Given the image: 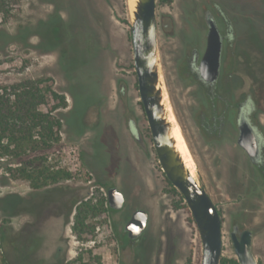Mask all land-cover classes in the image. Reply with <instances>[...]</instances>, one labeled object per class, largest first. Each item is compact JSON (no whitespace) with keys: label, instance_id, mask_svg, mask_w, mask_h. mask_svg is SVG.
Returning <instances> with one entry per match:
<instances>
[{"label":"rangeland","instance_id":"obj_1","mask_svg":"<svg viewBox=\"0 0 264 264\" xmlns=\"http://www.w3.org/2000/svg\"><path fill=\"white\" fill-rule=\"evenodd\" d=\"M77 1L75 12L92 28L77 39L83 67L67 74L58 52H38V37L26 45L14 42L13 36L19 28L45 20L56 7L71 6L61 0H0V85L42 80L44 87L66 98V108L58 110L62 140L48 161L74 173L71 180L40 190L24 180L0 178V238L4 231L7 252L13 257L24 253L31 264H201L197 225L161 168L139 96L129 2ZM214 1L240 29L235 101L252 95L256 110L251 121L264 135V0H157L161 76L195 177L222 216V260L238 262L231 239L238 226L253 232V251L264 264V177L237 144L233 122L222 138L201 129L203 96L187 74L191 50L201 54L204 49L202 12ZM251 34L254 43L248 46ZM226 54L223 67L229 72V49ZM112 187L125 196L123 209L105 205L86 222V232L76 234L77 207L85 200L108 201ZM137 209L146 210L149 221L142 238L131 244L125 226Z\"/></svg>","mask_w":264,"mask_h":264},{"label":"trees","instance_id":"obj_2","mask_svg":"<svg viewBox=\"0 0 264 264\" xmlns=\"http://www.w3.org/2000/svg\"><path fill=\"white\" fill-rule=\"evenodd\" d=\"M61 2L70 5L71 9L56 7L45 20H40L32 27L19 28L13 40L29 45L33 36L38 37L39 42L35 46L38 52H58L60 66L69 74L83 67L78 57L77 39L85 29L92 28V23L75 12L79 7L77 0ZM5 35L10 36L7 33ZM43 84L42 80H24L12 85H0V178L7 182L27 181L34 190L44 189L74 177L69 167L49 164V154L57 149L62 140L63 124L58 117V110L66 108V98ZM70 94L75 99L74 93ZM43 107H47V110H43ZM245 108L249 113L256 110L250 101ZM168 183L172 186L169 181ZM173 191L180 196L175 188ZM105 205L107 209H111L107 200L98 201L96 204L89 200L83 201L77 207L73 226L76 234L85 233L86 222L104 211ZM7 250V236L2 231L0 264L32 263L24 253L13 257ZM227 262L238 264L236 260L227 259L222 260L221 264Z\"/></svg>","mask_w":264,"mask_h":264},{"label":"water","instance_id":"obj_3","mask_svg":"<svg viewBox=\"0 0 264 264\" xmlns=\"http://www.w3.org/2000/svg\"><path fill=\"white\" fill-rule=\"evenodd\" d=\"M157 0H138L131 22L134 67L141 103L149 124L153 145L161 168L173 187L181 194L197 225L203 256L201 264H221L223 253L222 216L208 191L186 166L177 143L172 136L169 121L170 105L161 76L158 52ZM208 43L199 66L201 77L207 82L218 80L221 68L222 39L215 22L210 21ZM171 106V105H170ZM239 146L252 161L260 158V145L252 126L245 120L240 123ZM108 204L120 211L125 196L116 187L108 190ZM149 213L137 209L125 226L128 238L134 244L144 235ZM235 255L239 264H260L253 251V232L235 226L231 232Z\"/></svg>","mask_w":264,"mask_h":264},{"label":"flooded vegetation","instance_id":"obj_4","mask_svg":"<svg viewBox=\"0 0 264 264\" xmlns=\"http://www.w3.org/2000/svg\"><path fill=\"white\" fill-rule=\"evenodd\" d=\"M202 19L205 22L203 51L199 54L196 50H191L187 58L188 76L197 84L201 91L204 100L205 110L199 115L200 127L210 137L222 138L228 130L229 122H233L234 129L237 132V144L240 136V123L247 121L255 131L260 145V158L256 161H251L255 170L261 177H264V135L261 134L255 123L251 121V117L255 112L249 113L246 110V104L249 101L255 105L252 95H247L242 101H235L236 93L233 84V69L238 62L239 55L235 50V45L240 34L239 30L228 15L222 10L217 1L211 3L210 7L202 12ZM218 20L222 21L223 27H220ZM210 21L217 25L221 39H222V54H221V68L220 75L217 81H205L199 71V66L205 55L208 43V33L210 28ZM247 45L254 43L253 34L246 38ZM230 51V67L231 70L224 72L223 64L228 61V54ZM252 61V58L250 59ZM234 116V117H233ZM233 117V118H232ZM239 145V144H238ZM247 154V153H246ZM248 155V154H247ZM128 234V233H127ZM130 241V239H129ZM138 241V240H137ZM132 244V242L130 241Z\"/></svg>","mask_w":264,"mask_h":264},{"label":"bare ground","instance_id":"obj_5","mask_svg":"<svg viewBox=\"0 0 264 264\" xmlns=\"http://www.w3.org/2000/svg\"><path fill=\"white\" fill-rule=\"evenodd\" d=\"M128 2H129V12H130V16L129 17H130V22H132L133 19H134V13L136 11L138 0H128ZM171 110H172L171 106L168 105L167 106V111L169 112V121L173 125L172 136L176 140V143H177L176 147H177L178 151L182 154V156L184 158V161L186 163V166L191 171V173L194 175V170L195 169L193 170V166L195 167V165H193V163H192V161L190 159V154H189L190 149H189L188 144H187V142H186V140L184 138V135L182 133V130L180 128V125H179L177 119H176V121H177V123H176L173 120V118H172V114L171 113H174V112H171ZM175 118H176V116H175ZM191 156H192V154H191ZM192 159H193V157H192ZM194 164H195V162H194Z\"/></svg>","mask_w":264,"mask_h":264}]
</instances>
